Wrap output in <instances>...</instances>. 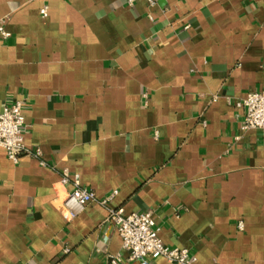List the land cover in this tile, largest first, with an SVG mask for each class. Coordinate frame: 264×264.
Wrapping results in <instances>:
<instances>
[{
    "label": "crops",
    "instance_id": "1",
    "mask_svg": "<svg viewBox=\"0 0 264 264\" xmlns=\"http://www.w3.org/2000/svg\"><path fill=\"white\" fill-rule=\"evenodd\" d=\"M0 22L27 147L0 146V264H139L107 207L61 209L65 172L197 264H264V131L236 105L264 89V0H0Z\"/></svg>",
    "mask_w": 264,
    "mask_h": 264
},
{
    "label": "built area",
    "instance_id": "2",
    "mask_svg": "<svg viewBox=\"0 0 264 264\" xmlns=\"http://www.w3.org/2000/svg\"><path fill=\"white\" fill-rule=\"evenodd\" d=\"M130 4L134 0H128ZM149 5H155L159 0H146ZM46 15V9L42 10ZM0 34L7 39L11 34L0 22ZM26 101L19 97L3 104L0 110V146L14 162L19 160L21 154L27 151L25 144V116L23 110ZM237 107L244 109L242 130L256 129L264 131V89L251 91L237 102ZM33 154L40 158L41 151ZM62 184H72L61 204V209L70 217H74L84 207L96 202L108 208L107 220L112 222L122 239V248L128 254V259L139 264H152L153 260L165 258L173 264H197V257L189 249L172 247L163 242L159 235L153 212L150 210L125 213L122 209L108 207L109 201L116 195L113 191L104 198L99 199L94 191L81 185L78 174L65 172L61 178ZM243 228V223H239ZM68 251V249H67ZM117 257L113 263L120 262Z\"/></svg>",
    "mask_w": 264,
    "mask_h": 264
}]
</instances>
